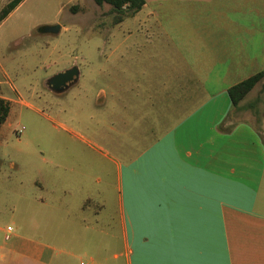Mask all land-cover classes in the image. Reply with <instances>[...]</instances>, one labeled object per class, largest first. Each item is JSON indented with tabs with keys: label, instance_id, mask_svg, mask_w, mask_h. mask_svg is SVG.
Segmentation results:
<instances>
[{
	"label": "crops",
	"instance_id": "1",
	"mask_svg": "<svg viewBox=\"0 0 264 264\" xmlns=\"http://www.w3.org/2000/svg\"><path fill=\"white\" fill-rule=\"evenodd\" d=\"M164 1L142 6L156 21L149 34L161 31L180 47L159 58L163 84L141 89L163 96L162 112L148 123L152 140L117 167L120 235L103 228L81 239L53 232L62 239L49 243L14 227L6 239L1 228L0 264H264V110L249 96L264 78L237 107L228 94L264 70V1ZM161 124L167 127L156 133ZM60 205L37 200L43 214ZM93 205L96 214L104 207Z\"/></svg>",
	"mask_w": 264,
	"mask_h": 264
},
{
	"label": "rangeland",
	"instance_id": "2",
	"mask_svg": "<svg viewBox=\"0 0 264 264\" xmlns=\"http://www.w3.org/2000/svg\"><path fill=\"white\" fill-rule=\"evenodd\" d=\"M10 1L0 0V10ZM263 1L235 4L256 7ZM218 3L224 4L202 2ZM115 17L109 4L93 0H23L0 22V97L11 105L0 127V230L11 225L20 233L42 234L49 243L62 239L53 232L70 231L81 239L89 231L99 236L103 228L120 235L117 167L152 140L148 123L158 121L159 107L162 112L163 96L141 89L163 84L160 59L180 46L161 31L149 34L156 21L148 7L119 23ZM45 24L60 29L38 32ZM73 65L77 82L61 92L49 87L50 77ZM143 68L146 74L138 73ZM137 79L138 94L132 91ZM249 94L258 97L262 113L264 85ZM252 119L258 123L254 114ZM166 127L158 125L155 132ZM37 200L65 207L43 214ZM95 203H104L99 214ZM29 218L41 227L32 228Z\"/></svg>",
	"mask_w": 264,
	"mask_h": 264
},
{
	"label": "trees",
	"instance_id": "3",
	"mask_svg": "<svg viewBox=\"0 0 264 264\" xmlns=\"http://www.w3.org/2000/svg\"><path fill=\"white\" fill-rule=\"evenodd\" d=\"M23 0H11L4 5L0 10V22L8 16ZM98 5L109 4L111 10L116 13L115 23H119L125 16L133 15L140 10L145 4V0H93ZM75 9V8H73ZM264 78V70H261L228 88V94L233 106L237 107L239 102L253 89L258 81ZM10 102L3 97H0V127L6 121L10 112Z\"/></svg>",
	"mask_w": 264,
	"mask_h": 264
},
{
	"label": "water",
	"instance_id": "4",
	"mask_svg": "<svg viewBox=\"0 0 264 264\" xmlns=\"http://www.w3.org/2000/svg\"><path fill=\"white\" fill-rule=\"evenodd\" d=\"M60 29L59 24H45L37 28L40 33L53 32L56 33ZM79 79V69L76 65L58 72L48 79V85L57 92L64 91L69 85L75 83Z\"/></svg>",
	"mask_w": 264,
	"mask_h": 264
},
{
	"label": "built area",
	"instance_id": "5",
	"mask_svg": "<svg viewBox=\"0 0 264 264\" xmlns=\"http://www.w3.org/2000/svg\"><path fill=\"white\" fill-rule=\"evenodd\" d=\"M13 226H11V225H7L6 227H5V238L6 239H9L10 238V233L13 231Z\"/></svg>",
	"mask_w": 264,
	"mask_h": 264
},
{
	"label": "flooded vegetation",
	"instance_id": "6",
	"mask_svg": "<svg viewBox=\"0 0 264 264\" xmlns=\"http://www.w3.org/2000/svg\"><path fill=\"white\" fill-rule=\"evenodd\" d=\"M77 82V81H76ZM74 84V83H73ZM73 84L69 85L65 90H67L70 86H72Z\"/></svg>",
	"mask_w": 264,
	"mask_h": 264
}]
</instances>
